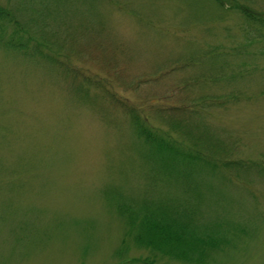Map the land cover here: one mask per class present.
Returning a JSON list of instances; mask_svg holds the SVG:
<instances>
[{"label": "rangeland", "instance_id": "obj_1", "mask_svg": "<svg viewBox=\"0 0 264 264\" xmlns=\"http://www.w3.org/2000/svg\"><path fill=\"white\" fill-rule=\"evenodd\" d=\"M238 4L264 14V0L65 4L69 14L91 9L89 19L41 0H0L26 37L44 41L80 73L0 47V264H264V25L246 20ZM88 20L89 36L85 25L78 34L72 23ZM181 57V68L170 66L156 82L132 88L118 80ZM81 82L88 93L76 89ZM104 85L161 132L178 139L184 132L186 144L187 131H171L150 104L168 108L183 126L197 106L190 127L196 137L207 133L198 149L219 164L243 161L248 170L211 167L178 182L151 178L149 146L122 107L101 99ZM145 195L179 205L213 245L189 258L136 245L122 209Z\"/></svg>", "mask_w": 264, "mask_h": 264}, {"label": "trees", "instance_id": "obj_2", "mask_svg": "<svg viewBox=\"0 0 264 264\" xmlns=\"http://www.w3.org/2000/svg\"><path fill=\"white\" fill-rule=\"evenodd\" d=\"M43 1L44 6L47 8L54 7L57 11L61 10V12L65 13V16H70L68 11L70 9L69 6L65 7V4L69 0H41ZM77 1V0H76ZM242 12L244 18L246 20H262V24L264 25V14H259L256 10L244 5L238 4L235 6ZM77 13L74 15H87L89 19H91L92 10L89 9L87 11L76 9ZM18 17V16H17ZM89 21L82 23H72L79 32L84 30V25L87 27L86 32L89 36V31L92 28L89 25ZM71 22V21H70ZM14 25V29L7 37V28L9 25ZM67 25L69 21H63ZM23 26L19 24L18 20L15 19V14L0 5V47H3L7 52L10 53H19V55L24 54L29 57V59L34 60L36 58L42 63H46L51 66L60 67L61 71L65 74L72 75L71 73H75L78 77H80V73L74 71V67H72L69 62H64L55 54H52L45 50L44 47L48 48V44L44 43V41L40 39H36L33 36L26 37L23 34ZM77 34V35H78ZM82 35V34H81ZM84 36V35H83ZM87 37V36H84ZM94 37V42H100ZM89 39V38H88ZM91 42V40H89ZM103 44L100 42V47L98 48L96 44H94V48L98 49V53L100 54V50L102 49ZM23 56V55H22ZM41 56L40 60L38 57ZM25 57V56H24ZM28 59V58H27ZM181 59V60H180ZM180 59L175 58L170 61L168 65L160 66L158 70H141L137 71L140 76H135L139 74L132 73L131 81H126L124 75L119 76L118 80L121 84L125 86L135 87L141 83L158 81V78L162 77L165 74L170 73V66H173L172 69L178 68V63L183 61L185 58L181 57ZM61 62V65L58 66L57 62ZM111 62V58H110ZM175 65H172V63ZM185 62V61H183ZM183 62L181 64H183ZM193 63V62H192ZM187 65L189 63H186ZM185 66V64H184ZM73 69H72V68ZM52 68V67H50ZM181 68V67H179ZM55 69V68H54ZM148 69V68H147ZM166 69V71L164 70ZM71 72V73H70ZM147 74V75H144ZM129 76V74L127 75ZM150 76V77H147ZM86 79V77H84ZM150 78V79H149ZM134 79H136L135 82ZM128 82V83H127ZM76 89L85 91L88 93L89 88L86 86L84 82L79 84V87L76 86ZM113 94L108 90L105 85L102 89V97L101 99H107L112 101L113 104L117 106H112V108L118 109L125 112L129 115L131 124L138 134L144 140V143L149 146V154L150 161H152L153 169H156V173L153 179L162 178V180H166L167 178L171 181L178 182L179 180H189L195 176V173L199 172L200 169L206 170L211 169V167L219 169L220 172H228L233 171L235 169H244L248 170L246 167V163L239 160H228L221 161L220 164L217 161L208 158L200 149H198V141L203 139V136H206L207 133H202L196 137L194 129L190 127L191 121L193 119V115H196L199 112V108L196 106L192 109L190 106L189 111H187V123L183 126L182 121L180 122L177 119L175 113H169L166 109L161 108L160 105L150 104L151 112H154L158 119L161 122L169 125L171 131H176V129L180 126V130H186V135L189 136L190 141L186 144L185 139H188L184 132H180L181 139L175 138L170 133H163L154 124L149 122V115H141L139 114L131 104L122 102L119 99L109 95ZM88 96V95H87ZM122 107V108H121ZM178 108L185 109L183 106H179ZM173 128V129H172ZM179 129V128H178ZM211 136V135H210ZM208 136V137H210ZM197 139V141L195 140ZM200 143H203L202 141ZM198 168V171L196 169ZM184 186L188 189L194 188L189 186L188 183L183 182ZM197 188V187H196ZM121 193V192H120ZM119 193V195H120ZM145 195L142 199L146 198ZM129 204V205H128ZM124 202L122 209V214L127 222L128 232L132 236H134V241L136 245H141L149 248H153L161 251V253H166L169 255H175L177 257L189 258L191 253L194 251H198L202 246H212L213 245V237H201L196 233L195 226L192 223L184 218L179 211V205L174 203H167L163 201H157L154 198H146L143 201L134 203V200H131L130 203ZM188 209V208H186ZM190 210V209H189ZM178 211V212H177ZM205 250L201 249L199 251L200 255H204ZM206 254V253H205ZM202 261V258L199 259ZM135 261V260H134ZM200 261H198L200 263Z\"/></svg>", "mask_w": 264, "mask_h": 264}]
</instances>
